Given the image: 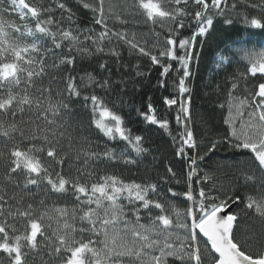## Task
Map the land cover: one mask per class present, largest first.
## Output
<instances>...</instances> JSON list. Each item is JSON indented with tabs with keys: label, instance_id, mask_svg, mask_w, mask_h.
Segmentation results:
<instances>
[{
	"label": "snow or ice",
	"instance_id": "obj_1",
	"mask_svg": "<svg viewBox=\"0 0 264 264\" xmlns=\"http://www.w3.org/2000/svg\"><path fill=\"white\" fill-rule=\"evenodd\" d=\"M188 3L134 0V14L145 24L161 26V32H152L151 45L130 34L128 16L115 11L112 4L106 7V0H10L3 9L17 14L23 23H9L0 16V138L6 148L0 151L4 169L0 264H37V258L39 264H264V234L242 236L241 213L235 211L243 205L245 216L251 214L264 222V50L241 46L233 51V56L248 63L252 77L258 73L260 77L243 100L233 96L238 84L232 83L228 116L223 121L227 128L222 135L216 134L219 138L208 137L211 129H207L203 134L207 143H202L197 139L186 86L197 55L194 50L204 43L199 37L214 29L217 17H225L229 8L240 5L229 0H192L195 10L189 11ZM243 7L247 9L244 23L264 29V0ZM80 11L89 14L90 23L81 26ZM186 17L194 22L191 27L185 24ZM165 21L171 22L166 29ZM225 23L232 20L225 19ZM186 31L190 35L185 36ZM121 47L130 56L148 58L160 69L157 87L164 91L169 88V74L182 73L173 81L179 96L169 92L161 97L166 111L176 107L175 135L171 122L158 117L151 97L140 112L162 133L168 130L173 156L184 165L177 171L169 162L165 176L156 182H125L117 175L89 180L96 171L91 164L123 161L134 165L149 151L144 137L133 136L123 116L105 100L113 81L109 61L100 58L108 56L120 64ZM87 59L96 60V68L109 75L99 79L87 71L80 77L73 75ZM220 61L231 62L224 55ZM53 85L62 87L54 89ZM73 98L89 111V127L94 125L101 139L118 136L126 142L119 155L107 147L97 152L87 140L78 149L70 143L69 150H64L60 144L64 124L57 119L72 111ZM222 143L247 150L241 153L246 161L234 165L239 171L229 187L214 175L219 165L208 168L205 164ZM177 177L185 182L181 185ZM8 185L14 189L11 193ZM30 186L43 189L44 198L37 201ZM178 187L183 190L177 191ZM53 195L63 197L65 203L49 205L47 198ZM181 203L186 207L181 208Z\"/></svg>",
	"mask_w": 264,
	"mask_h": 264
},
{
	"label": "trees",
	"instance_id": "obj_2",
	"mask_svg": "<svg viewBox=\"0 0 264 264\" xmlns=\"http://www.w3.org/2000/svg\"><path fill=\"white\" fill-rule=\"evenodd\" d=\"M9 2L10 0H0V16L9 23L22 24L23 22L17 14L13 13L9 15L3 12V9L7 7ZM31 2L35 3L36 0H31ZM133 2L134 0H106V7L108 4H112L115 6V11H124L129 19V33L134 32L138 40L143 42L146 39L148 44L151 45L154 42L152 32H161V26L159 23L155 26L151 23L145 24L142 17L134 14V9L131 8ZM229 2L237 3L240 7L237 9L229 8L225 17H217L215 19L214 29L210 30V34L199 37V40L204 41V43H198L194 50L197 55L194 56L190 65L191 75L186 80V86L190 89L192 117L195 130L198 133L197 139L202 143H207V139L203 138V134L207 129H211L207 133L208 137L219 138L216 134L222 135L227 128V125L223 121L228 116V92L232 83L238 84L233 96L237 100H243L249 97L253 90V85L258 82L260 77L259 73L257 77H252L247 72L248 63L232 55L233 51L241 46L251 50L264 49V29L253 28L245 24L243 19V14L247 11L243 5L258 2V0H229ZM69 6L71 7L72 5L69 4ZM187 9L189 11L195 10L192 0H189ZM253 14H258V12ZM77 15L81 26L85 23H90L88 13L80 11L77 12ZM57 16H59V13H57ZM228 18L232 20L231 24L225 23V19ZM184 22L190 27L194 24L190 17H186ZM169 23L171 22H164L165 29ZM192 30L195 31V28ZM184 35L188 36L190 33L186 31ZM160 39L163 41V34H161ZM120 51L123 57L120 64H117L108 56L100 58L101 60L109 61L111 80L113 81V89L108 96H105V100L113 111L123 116L125 121L124 126L131 130L133 136L141 135L144 137V146L149 148V151L141 155L134 165H125L123 161L119 163L114 162L111 165L108 163L91 164L90 168H95L96 171L89 180L90 182L94 181L98 175H117L125 182L133 180L138 183L146 180L156 182L157 179L165 176V165L169 162L172 163L174 170L177 171L184 167V165L173 156L168 130L162 133L158 130V126L150 125L149 122L145 121L140 116V112L146 110L144 109V105L148 102V98L151 97L157 109L158 117L164 116L171 122V131L175 135L176 125L174 115L176 107L174 106L172 109L166 111L165 106L161 103V97L167 96L169 92H173L176 96H179L178 91L173 86V81L179 75H182V73L171 72L167 77L169 88L167 91H164L157 87V80L160 78V69L158 67L152 65L146 57L138 58L136 55L130 56L126 47H121ZM221 55L228 57L231 62L221 63ZM51 62L49 60V63ZM121 64L125 66H121ZM137 64L141 65V67H134ZM96 65V60L87 59L77 65V71L73 75L80 77L84 75L85 71L93 73L98 79L101 75H109L108 72L101 73L96 68ZM175 67L179 68V65L177 64ZM138 73L141 75H138ZM50 75H56V73H51ZM47 83L48 81L45 80L44 85L47 86ZM58 87H62V85H53L54 89ZM97 94L104 96L102 92H98ZM189 94H185V98ZM221 105H224L223 109L220 107ZM70 108L71 112L63 113L57 119V123L64 124V129L61 130L65 132V136L60 141V144L65 151L69 150L70 143L72 149H78L87 140L97 152H103L107 147L116 149L117 155H119L120 150L125 147L126 142L120 141L118 136L116 140H111L108 137L101 139L102 134L93 130L94 125L89 127L91 119L89 111L80 102H77L75 98H73ZM97 118L99 117L97 116ZM96 145H99V147H96ZM7 146L10 147V143ZM0 151H6L2 138H0ZM246 151L234 149L229 144L222 143L215 150L214 154L211 155V158L206 160L205 164L208 168L219 165V171L215 172L214 175L219 183H223L225 187H229L239 171L234 165L237 161H246L247 156L241 154L246 153ZM45 163L48 164L50 162L45 160ZM77 167H79V164ZM201 169L204 170L205 165L202 164ZM65 172H67V169H65ZM73 174H75V169H73ZM3 176L4 169L0 166V185L3 184ZM177 180L180 181L181 185L185 182L181 177H177ZM257 181H259V173H257ZM172 182L175 183L176 181ZM194 186L198 187L197 185ZM30 188L31 194L37 201L44 198L43 189L36 186H30ZM176 190L182 191L183 189L182 187H178ZM8 191L9 193L14 191L11 185H8ZM241 191H244V189L241 188ZM47 203L49 205L56 203L63 204L65 203V199L53 195L47 198ZM180 207L184 208L186 205L181 203ZM243 207V205H239L235 209V211L241 213L238 222L241 230L240 234L245 237L253 234L257 236L264 234V222L251 214L245 216L242 211ZM143 222L148 223L147 220ZM37 264H39L38 258Z\"/></svg>",
	"mask_w": 264,
	"mask_h": 264
},
{
	"label": "rangeland",
	"instance_id": "obj_3",
	"mask_svg": "<svg viewBox=\"0 0 264 264\" xmlns=\"http://www.w3.org/2000/svg\"><path fill=\"white\" fill-rule=\"evenodd\" d=\"M262 50H264V49H262ZM254 51L259 52V51H261V50H254Z\"/></svg>",
	"mask_w": 264,
	"mask_h": 264
}]
</instances>
